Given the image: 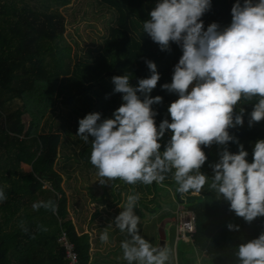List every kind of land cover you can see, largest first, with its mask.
Instances as JSON below:
<instances>
[{"label":"trees","instance_id":"obj_1","mask_svg":"<svg viewBox=\"0 0 264 264\" xmlns=\"http://www.w3.org/2000/svg\"><path fill=\"white\" fill-rule=\"evenodd\" d=\"M75 1L0 0V189L7 197L0 202V264H68L59 243L62 232L68 234L75 246L79 264H90V237L81 236L71 219L66 178L58 170L60 156L67 148L63 134L70 135L71 127L78 130V121L90 113H100L101 120L113 118V112L122 104V94L114 92L112 77L126 74L130 85L138 87V80L151 74L145 60L156 64L161 77L150 93V97H162L161 104L152 106L158 113L154 117L157 128L164 119L171 122L168 107L178 99L176 94L162 90V85L172 82L174 66L182 56L181 48L171 43L169 51H161L143 32V22L150 19L149 12L157 0H97L114 13L116 27L109 39L93 50L90 61L82 62L78 61L79 51L72 50L75 42L66 40L69 35L65 14ZM236 2L212 0L210 11L201 18L205 30L214 22L221 28L230 25L231 9ZM243 2L240 0L241 5ZM39 93H51L53 98L47 97L42 110L35 107L32 121L24 123L28 108L12 111L11 105L31 99L36 104L42 99L37 96ZM138 95L143 99L142 94ZM54 96L70 110L71 121L62 131L40 132L41 121ZM255 102L256 99L241 101L237 105V113L240 107L244 108V124L229 129V134L248 152L249 163L255 142L264 139V121L249 127ZM170 135L166 131L159 141L161 152ZM92 139L89 137L85 143L79 137L81 149L75 151V157L81 165L91 166ZM224 147L214 144L203 148L207 161L200 171L209 179L213 176L209 165L219 161ZM226 147L231 153H238L236 142H229ZM177 187L173 173H168L162 185L155 182L129 185L111 180L108 189L114 196V204L121 206L129 195L140 193L135 212L143 221L163 215L168 197L176 212L180 204ZM199 195L202 197L193 203L182 204L195 217L196 233L191 244L212 264H239L237 247L264 233V217L246 223L229 210L228 203L220 200L208 184ZM49 200L58 204L57 214L43 207L33 208L34 203ZM175 212L163 216L175 219ZM229 223L238 225L240 231H229Z\"/></svg>","mask_w":264,"mask_h":264},{"label":"clouds","instance_id":"obj_2","mask_svg":"<svg viewBox=\"0 0 264 264\" xmlns=\"http://www.w3.org/2000/svg\"><path fill=\"white\" fill-rule=\"evenodd\" d=\"M211 6L212 0H157L150 19L143 22V32L161 51H169L171 43L182 50L172 82L162 85V90L178 96L168 107L171 122L164 119L157 128L158 113L152 106L161 104L162 97L150 93L161 77L156 64L145 60L150 77L139 79L138 87L130 85L126 74L112 77L114 92L122 94L121 106L109 119L87 114L78 121L77 136L85 143L93 138L90 163L101 184L121 180L129 185H162L173 173L178 192L200 194L208 184L230 211L251 224L264 217V139L255 142L249 163L248 152L229 129L244 124V108L235 111L241 101L256 99L249 127L264 121V0H244L242 5L237 0L230 25L221 28L214 22L205 30L201 18ZM166 131L171 135L161 152L159 141ZM229 142L238 144L237 154L227 149ZM214 144L225 147L219 161L209 165L213 171L209 179L200 169L207 161L203 148ZM140 198L138 192L129 195L114 220L115 229L127 233L120 243L123 259L127 264H172L173 249L154 246L140 234L135 212ZM6 199L0 189V202ZM40 207L58 213V204L51 200L33 204L34 209ZM111 227L101 231L102 243H108ZM227 228L240 231L232 223ZM236 257L239 264H264V233L242 242Z\"/></svg>","mask_w":264,"mask_h":264},{"label":"rangeland","instance_id":"obj_3","mask_svg":"<svg viewBox=\"0 0 264 264\" xmlns=\"http://www.w3.org/2000/svg\"><path fill=\"white\" fill-rule=\"evenodd\" d=\"M65 15L68 21L67 30L69 35L66 40L68 43L75 42L74 44L77 47H72V50L73 52L79 51L80 59L78 61L81 62L90 61V54L93 50L106 42L111 31L116 27L114 13L100 6L97 0H76ZM37 96L42 98L39 102L33 100L37 105L31 103L32 99L27 102L16 101L11 105L12 111L28 108V114L23 118L24 123L32 121L35 107L42 110L46 106L47 97L53 98L51 93H39ZM53 103L41 121L40 132L62 131V127L69 125L71 121L68 116L70 110L61 101L55 100V96ZM77 133L78 130L71 127L70 135L63 134L67 148L62 152L58 163V170L66 178L65 188L72 201L70 203L71 219H74L77 224L81 236L87 235L90 237V264H127L123 259L120 247L121 241L127 238V233H121L118 229H115V218H109L102 212L107 211L109 205L111 207L115 206L114 196L109 194L111 192L108 189L109 181L101 184L99 181L101 178L93 165L85 166L76 162L75 151L81 149ZM166 200L167 202L163 204V212L166 214L175 212L171 198L168 197ZM92 210L99 211L101 214L100 216H94L91 221ZM159 216L140 221L138 225L140 234L154 246H160L161 242L160 230L163 228L160 227L159 229ZM170 220L175 225V219ZM109 224H112V227L108 229L109 241L108 243H102L99 236L101 231ZM166 246L173 249L174 260L172 264H212L210 259L196 251L192 244L177 241L176 232L173 228L166 229Z\"/></svg>","mask_w":264,"mask_h":264},{"label":"built area","instance_id":"obj_4","mask_svg":"<svg viewBox=\"0 0 264 264\" xmlns=\"http://www.w3.org/2000/svg\"><path fill=\"white\" fill-rule=\"evenodd\" d=\"M194 213L187 209L178 207L175 214V229L177 241L189 244L193 241L196 233L194 224ZM59 243L65 251L66 260L68 264H79V255L76 252L75 246L70 242L68 234L62 232Z\"/></svg>","mask_w":264,"mask_h":264},{"label":"crops","instance_id":"obj_5","mask_svg":"<svg viewBox=\"0 0 264 264\" xmlns=\"http://www.w3.org/2000/svg\"><path fill=\"white\" fill-rule=\"evenodd\" d=\"M69 201H70V203L72 202L70 198H69ZM114 205H115V206H113V207H111V206L109 205L107 211H102L103 214H104V215L106 214L109 218H112V219H114L116 216H118L119 213L121 212L120 207L122 208V206H121V205H116V204H114ZM91 213H92L91 221H92V218H93L94 216H100V214H101V212H99V211H94V210H92ZM115 213H116V214H115ZM165 214H166V213H164L163 215H165ZM163 215H161L160 217H158V218L160 219L159 229H160V227H162V228H163L162 230H165V231H166V229H168V228H173V229H175V225L172 224V220H170V218H167L166 216H163ZM106 218H107V217H106ZM106 218H105V219H106ZM73 221H74V219H73ZM165 222H166L167 224H166ZM76 225H77V224H76ZM160 231H161V230H160Z\"/></svg>","mask_w":264,"mask_h":264},{"label":"water","instance_id":"obj_6","mask_svg":"<svg viewBox=\"0 0 264 264\" xmlns=\"http://www.w3.org/2000/svg\"><path fill=\"white\" fill-rule=\"evenodd\" d=\"M202 196L199 194H191V195H186L185 193H179L177 196L178 202L185 203V204H190L193 203L196 199L201 198ZM161 242L160 246H166V231L161 230Z\"/></svg>","mask_w":264,"mask_h":264}]
</instances>
